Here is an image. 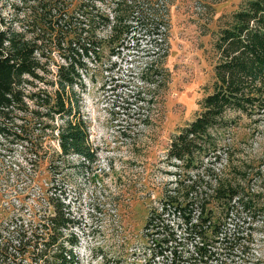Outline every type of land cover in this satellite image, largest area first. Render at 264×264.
I'll return each instance as SVG.
<instances>
[{
  "label": "trees",
  "instance_id": "obj_1",
  "mask_svg": "<svg viewBox=\"0 0 264 264\" xmlns=\"http://www.w3.org/2000/svg\"><path fill=\"white\" fill-rule=\"evenodd\" d=\"M0 8V135L25 145L37 165L70 154L93 162L78 92L88 63L136 32L165 39L164 0H3ZM213 49L210 91L166 150L175 185L145 221L152 264H238L250 241L244 233L264 209L259 195L217 179L208 166L219 161L240 115L264 118V0H243L215 33ZM153 70L165 77L158 64ZM149 83L158 87L157 79ZM50 136L58 152L45 148ZM44 199L38 214H17L0 227V264H80L69 207Z\"/></svg>",
  "mask_w": 264,
  "mask_h": 264
},
{
  "label": "rangeland",
  "instance_id": "obj_2",
  "mask_svg": "<svg viewBox=\"0 0 264 264\" xmlns=\"http://www.w3.org/2000/svg\"><path fill=\"white\" fill-rule=\"evenodd\" d=\"M242 1L164 0L167 22L159 30L165 39L136 32L134 40L112 43L89 61L78 92L93 162L70 154L37 165L25 145L0 135V227L17 214L41 212L48 194L75 219L80 264H152L144 252V225L149 209L175 185L177 169L165 159L170 137L210 91L215 33ZM157 64L165 77L154 75ZM223 145L219 161L208 164L216 178L264 203V118L240 115ZM44 146L59 150L52 136ZM250 226L238 264H264V209Z\"/></svg>",
  "mask_w": 264,
  "mask_h": 264
}]
</instances>
